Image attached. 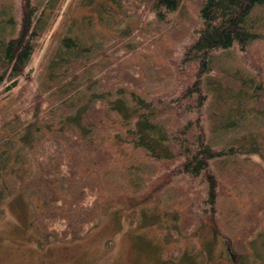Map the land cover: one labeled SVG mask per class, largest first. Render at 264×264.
Returning <instances> with one entry per match:
<instances>
[{"label": "trees", "instance_id": "obj_1", "mask_svg": "<svg viewBox=\"0 0 264 264\" xmlns=\"http://www.w3.org/2000/svg\"><path fill=\"white\" fill-rule=\"evenodd\" d=\"M62 1L0 0V102L19 86L0 202L22 193L35 232L65 241L110 203H156L175 260L190 239L206 263L208 230L264 264V0H82L34 81Z\"/></svg>", "mask_w": 264, "mask_h": 264}, {"label": "rangeland", "instance_id": "obj_2", "mask_svg": "<svg viewBox=\"0 0 264 264\" xmlns=\"http://www.w3.org/2000/svg\"><path fill=\"white\" fill-rule=\"evenodd\" d=\"M85 12L82 0L62 1L59 12L50 21L45 40L31 60L34 81L46 69L67 26ZM18 91L19 86L13 88L0 105L14 98ZM257 158L264 168V157ZM158 209L156 203L126 209L119 203H110L100 222L86 235L65 241L52 236L43 238L35 232L30 224L31 207L22 193L17 194L0 202V264H255L251 257L247 259L232 250L224 237L215 238L208 230L203 231L201 240L209 249L206 263L191 253L190 239L184 254L175 260L169 252L172 245H166L160 232L151 226ZM239 209L233 215L237 227L241 226L243 217ZM163 252L164 257L160 255Z\"/></svg>", "mask_w": 264, "mask_h": 264}]
</instances>
